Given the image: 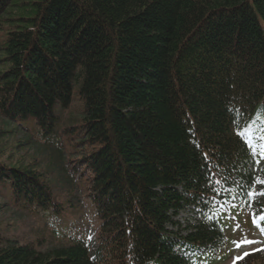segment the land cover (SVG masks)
I'll return each instance as SVG.
<instances>
[{
	"label": "trees",
	"instance_id": "obj_1",
	"mask_svg": "<svg viewBox=\"0 0 264 264\" xmlns=\"http://www.w3.org/2000/svg\"><path fill=\"white\" fill-rule=\"evenodd\" d=\"M0 21V116L58 145L59 112L80 97L79 160L100 222L94 239L46 250L0 235V264L219 253L228 211L264 191V0H0ZM5 183L16 205L61 209L30 168L0 162ZM187 208L194 222L169 229Z\"/></svg>",
	"mask_w": 264,
	"mask_h": 264
},
{
	"label": "rangeland",
	"instance_id": "obj_2",
	"mask_svg": "<svg viewBox=\"0 0 264 264\" xmlns=\"http://www.w3.org/2000/svg\"><path fill=\"white\" fill-rule=\"evenodd\" d=\"M11 12L10 9L1 20ZM7 28L0 21V38ZM82 111V100L74 93L69 106L59 112L58 145L43 141L30 123H7L0 116V162L34 170L48 183L61 208L59 212L23 208L13 203L7 184H0V235L4 238L46 250L75 237L90 240L96 237L100 222L90 199V174L79 160L88 151L78 131ZM259 193L224 221L225 242L221 252L199 260L198 264H264V236L254 223L255 217L264 216V205L260 206L264 197ZM195 212L190 208L180 211L175 217L178 224L167 227L183 234L188 223L197 217ZM245 238L259 243L239 247L234 243ZM249 259L253 260L247 262Z\"/></svg>",
	"mask_w": 264,
	"mask_h": 264
},
{
	"label": "snow or ice",
	"instance_id": "obj_3",
	"mask_svg": "<svg viewBox=\"0 0 264 264\" xmlns=\"http://www.w3.org/2000/svg\"><path fill=\"white\" fill-rule=\"evenodd\" d=\"M261 158L264 159V152L261 153ZM257 164L260 163L259 160L256 161ZM255 183H261V184H264V180H260L259 178H256L255 180ZM257 195V193L253 190V191H249L248 192V196L249 197H255ZM259 195H264V191H261L259 193ZM261 220H264V216L260 217ZM256 221L254 220V223ZM236 243V246L239 247L241 244H251V243H259L258 241H250V240H247L246 238L239 241V242H234ZM245 255H247V253H245Z\"/></svg>",
	"mask_w": 264,
	"mask_h": 264
}]
</instances>
